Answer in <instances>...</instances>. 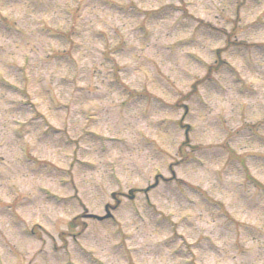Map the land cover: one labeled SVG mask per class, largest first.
<instances>
[{"label":"rangeland","instance_id":"rangeland-1","mask_svg":"<svg viewBox=\"0 0 264 264\" xmlns=\"http://www.w3.org/2000/svg\"><path fill=\"white\" fill-rule=\"evenodd\" d=\"M0 179V264H264V0H0Z\"/></svg>","mask_w":264,"mask_h":264}]
</instances>
